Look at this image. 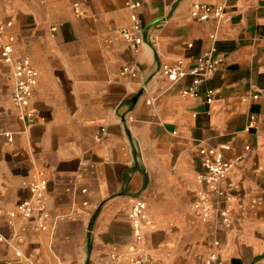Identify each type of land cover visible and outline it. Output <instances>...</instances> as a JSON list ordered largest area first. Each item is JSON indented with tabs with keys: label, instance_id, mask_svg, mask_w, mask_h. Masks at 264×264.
I'll use <instances>...</instances> for the list:
<instances>
[{
	"label": "crops",
	"instance_id": "obj_1",
	"mask_svg": "<svg viewBox=\"0 0 264 264\" xmlns=\"http://www.w3.org/2000/svg\"><path fill=\"white\" fill-rule=\"evenodd\" d=\"M140 1L136 54L121 34L131 26L126 0H0L17 56L40 72L27 127L0 51V132L13 134L12 142L0 136V264H126L112 254L145 264H264V0ZM196 4L224 5L225 19L199 22ZM214 35L224 63L199 97L185 98L192 78L171 84L162 69L179 58L192 67ZM128 65L135 77L122 75ZM204 146H229L224 154L236 162L230 229L219 204L207 220L193 206ZM38 174L48 183L50 229L12 228L6 214L30 198L26 184ZM137 198L153 223L142 244L129 218Z\"/></svg>",
	"mask_w": 264,
	"mask_h": 264
},
{
	"label": "built area",
	"instance_id": "obj_2",
	"mask_svg": "<svg viewBox=\"0 0 264 264\" xmlns=\"http://www.w3.org/2000/svg\"><path fill=\"white\" fill-rule=\"evenodd\" d=\"M126 7L131 11V26L123 28L121 34L131 50L139 54L144 43V37H142L144 27L138 13L142 7V2L140 0H126ZM194 10L199 22L214 20L221 23L226 16L224 5L196 4ZM84 14L82 4L75 2V17L82 18ZM15 42L13 36L8 37L6 20L0 16V51L3 62L11 67L13 81L12 107L18 120L29 127L36 122L37 114L32 107V103L40 82V72L30 58L17 56ZM211 42L210 51L199 57L192 67L188 68L186 61L179 58L173 64L166 65L162 69V74L171 84H177L187 77L192 78L191 85L182 91V96L185 98L199 97L202 86L224 63V58L217 54V38L215 35L211 37ZM122 75L135 77L137 75L136 66H126L122 71ZM206 97L208 104H212L215 99L214 90H207ZM148 103L151 104V102ZM248 127V131L257 128L254 118H252ZM106 134L107 130L104 128L102 134L96 136V140L102 141ZM0 136L5 137L9 142L13 141L11 132H0ZM229 149V146H224L223 149L208 148L206 146L200 148L204 171L198 175L197 180L202 189L198 192L197 199L193 204L194 209L201 214L204 220L211 216V213L219 204L218 213L220 214L221 223L226 229L233 226L231 206L238 198L233 193L234 182L229 179L230 173L236 167V162L227 159L224 154V150ZM249 150L250 146L246 147V151ZM243 159L244 156L240 155L236 160L242 161ZM26 185L30 192V198L6 214L8 225L16 228L19 224H36L41 231H48L51 220L47 204L48 183L42 180L41 174H38L35 179L29 181ZM149 213L146 201L137 198L132 205L129 218L134 239L138 244L145 241L147 229L152 228L153 223ZM2 215L3 212L0 210V216ZM5 240V236L0 231V242ZM216 246L219 247V242H216ZM17 255L21 256V253L17 252ZM111 258L116 263L145 264L143 259L135 257L133 254H112ZM202 264H224V262L215 257L206 259Z\"/></svg>",
	"mask_w": 264,
	"mask_h": 264
}]
</instances>
